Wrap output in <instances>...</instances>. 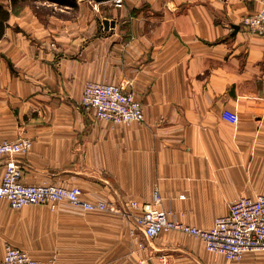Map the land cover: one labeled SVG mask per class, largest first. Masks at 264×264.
Instances as JSON below:
<instances>
[{"label":"crops","instance_id":"obj_1","mask_svg":"<svg viewBox=\"0 0 264 264\" xmlns=\"http://www.w3.org/2000/svg\"><path fill=\"white\" fill-rule=\"evenodd\" d=\"M263 2L124 0L107 17L93 0L15 10L0 0L10 11L0 37V141L32 142L26 154L0 155V182L13 159L24 183L77 186L82 199L115 208H11L1 199L0 258L11 245L59 264H264L262 250L228 259L181 232L142 249L131 235L155 191L163 209L202 229L234 199L264 194V34L243 24ZM88 81L132 90L142 122L83 108Z\"/></svg>","mask_w":264,"mask_h":264},{"label":"built area","instance_id":"obj_2","mask_svg":"<svg viewBox=\"0 0 264 264\" xmlns=\"http://www.w3.org/2000/svg\"><path fill=\"white\" fill-rule=\"evenodd\" d=\"M114 7H121L124 0H108ZM98 3H94L96 5ZM243 24L256 34H264V2L261 8L247 15ZM81 106L95 112L97 118L112 123L142 122L143 109L140 100L132 90L122 85L88 81L83 87ZM222 116L236 121L237 114L223 110ZM32 142L28 138L0 141V155L26 154ZM6 200L11 208L31 204H45L55 209L59 202L79 206L84 210L114 211L112 204L104 201H88L80 196L77 186H59L49 183L27 184L21 180L20 166L10 159L5 165L0 182V200ZM160 198L154 192L153 202L144 203L135 217V228L131 235L137 247L142 249L145 242L167 229H174L200 238L206 249L221 253L228 259L237 260L249 250L264 251V194L242 196L234 199L225 215L216 217L208 229L183 223L171 211L163 209ZM130 205L137 206L131 201ZM142 233L137 237L135 229ZM0 264H59L56 258L40 260L24 249L6 245Z\"/></svg>","mask_w":264,"mask_h":264},{"label":"trees","instance_id":"obj_3","mask_svg":"<svg viewBox=\"0 0 264 264\" xmlns=\"http://www.w3.org/2000/svg\"><path fill=\"white\" fill-rule=\"evenodd\" d=\"M27 1H45L49 3H54L58 6H76L77 5V0H9V5L11 6L12 10H15L20 4L25 3ZM10 11L8 7L5 4L0 3V37L4 33V29L7 24V20L9 18Z\"/></svg>","mask_w":264,"mask_h":264},{"label":"rangeland","instance_id":"obj_4","mask_svg":"<svg viewBox=\"0 0 264 264\" xmlns=\"http://www.w3.org/2000/svg\"><path fill=\"white\" fill-rule=\"evenodd\" d=\"M36 2L27 1L25 3H28V4H31V5L35 6ZM98 4L100 5L101 9L103 10L102 15L103 16H107V17L112 16V11H114L116 8H120V7H114L109 1H105V2H102V3H98ZM169 232H180V231L174 230V229H167V230H164L161 233H169ZM181 233H183V232H181ZM183 234L186 235L189 238H196L197 239V237H194V236H191V235H188V234H185V233H183Z\"/></svg>","mask_w":264,"mask_h":264},{"label":"water","instance_id":"obj_5","mask_svg":"<svg viewBox=\"0 0 264 264\" xmlns=\"http://www.w3.org/2000/svg\"><path fill=\"white\" fill-rule=\"evenodd\" d=\"M94 2H96V3H102V2H105V1H108V0H93ZM108 20L107 19H105L104 21H103V24H104V26L107 28L108 27Z\"/></svg>","mask_w":264,"mask_h":264}]
</instances>
